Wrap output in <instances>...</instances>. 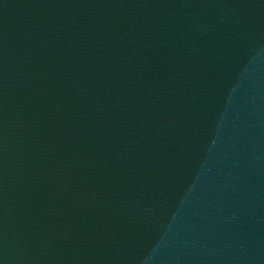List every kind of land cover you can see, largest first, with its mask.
<instances>
[{
  "label": "water",
  "instance_id": "95a60500",
  "mask_svg": "<svg viewBox=\"0 0 264 264\" xmlns=\"http://www.w3.org/2000/svg\"><path fill=\"white\" fill-rule=\"evenodd\" d=\"M0 264H264V0H0Z\"/></svg>",
  "mask_w": 264,
  "mask_h": 264
}]
</instances>
